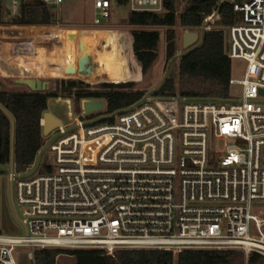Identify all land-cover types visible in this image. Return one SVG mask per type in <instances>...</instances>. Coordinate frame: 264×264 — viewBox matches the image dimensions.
Wrapping results in <instances>:
<instances>
[{"label": "built area", "instance_id": "obj_1", "mask_svg": "<svg viewBox=\"0 0 264 264\" xmlns=\"http://www.w3.org/2000/svg\"><path fill=\"white\" fill-rule=\"evenodd\" d=\"M10 1L14 8L20 2ZM37 1L53 9L65 2ZM125 1L132 11L162 10L161 0ZM228 1L239 21L218 26L214 9L199 28L183 32H223L225 55L244 63L241 77L229 80L239 93L144 94L96 120L90 117L105 111L103 99L101 109L86 113L83 102L97 99H80L76 112L66 98L67 121L55 116L59 124L47 134L42 115L32 163L23 169L8 163L24 233H0V264H17L16 249L24 247L30 260L34 248L101 249L112 256L123 249H238L247 259L264 257V0ZM111 6L92 0L93 26L110 25ZM3 28L0 60L14 65L2 39L15 38ZM32 44L13 55L32 56Z\"/></svg>", "mask_w": 264, "mask_h": 264}, {"label": "trees", "instance_id": "obj_2", "mask_svg": "<svg viewBox=\"0 0 264 264\" xmlns=\"http://www.w3.org/2000/svg\"><path fill=\"white\" fill-rule=\"evenodd\" d=\"M126 3L125 0H117ZM177 11V0H161L162 10H129L126 23L130 26H165V58L171 59L176 51L174 26L199 28L206 15L216 9L220 15L217 25H230L240 20L228 0H184ZM55 9L37 0H20L18 13L11 21L16 25L53 26L57 24ZM119 38L122 37L118 32ZM131 59L138 65L139 76L146 73L157 59L160 32L156 29H133ZM124 61V56H123ZM232 60L223 50V32L212 29L201 32L199 44L180 54L177 79L166 77L154 95L167 97L176 93L197 98H227ZM126 71L119 80L123 82ZM103 88L90 86L81 80L59 79L55 89L46 91H7L0 86V163L14 160L17 169L32 163L42 140L40 119L47 110L49 98H71L79 111L82 98L103 99L104 113L126 108L145 94L134 88L133 82L103 83ZM60 253L73 255L77 264H228L233 250L185 249L177 254L169 250L123 249L114 255L101 249L34 248L32 264H55ZM261 257L251 253L248 263Z\"/></svg>", "mask_w": 264, "mask_h": 264}, {"label": "rangeland", "instance_id": "obj_3", "mask_svg": "<svg viewBox=\"0 0 264 264\" xmlns=\"http://www.w3.org/2000/svg\"><path fill=\"white\" fill-rule=\"evenodd\" d=\"M28 1V0H27ZM111 16H110V25L109 26H93L92 25V0H65V2L57 9L55 12L57 14L58 22L53 26H31V25H16L11 24V21L18 13V7L15 8L11 5L10 0H0V24L4 27V35H22L23 32L26 33L28 30V39H26L24 46L29 50V44H32L33 51L38 54V56H26L23 54L14 53L15 45L18 43L21 45V41L17 36L12 40L11 38L5 37L3 41H9L6 48V58H9L14 65H6L0 60V69H5L0 71V86L7 91H22L29 90L26 86L19 84L16 79L18 78H37L41 80H46L48 83L47 90H53L56 87L57 80L59 79H76L81 80L90 86L97 87L99 89L103 88V83H123V82H133L134 88H141L144 90L145 94H154L155 90L158 89L162 81L168 77L172 76L174 79H177L178 74V61L180 54L185 50H188L197 44H199L201 39V34L199 35L198 40L195 44L187 49H184L182 46V33L183 27L174 26L176 31V51L174 56L167 60L165 58V38L164 32L167 27L165 26H154L160 32V39L158 43V56L154 64L149 68L146 73L142 72V76H139L135 79L136 76H133L136 73L135 63H132L131 60L127 62V59L124 55V61L122 63V69L126 71V77L123 82H114L108 80L106 77L99 76L98 70L100 66L97 65L96 53L99 56L98 52L86 45L81 46L78 43H73L71 47L72 52L67 54L66 52L69 47V39L71 31L85 32V33H94L93 31L97 29H110V31L119 32L122 31L124 34H131V31L134 29L126 23V17L129 12V6L127 3H119L117 0H111ZM186 1L177 0V11H181ZM220 26V25H218ZM46 29L50 32V37H54V40L51 41H35L31 38L32 36L41 35V31ZM26 30V31H25ZM18 31V33L16 32ZM20 31V32H19ZM40 33V35L38 34ZM64 36V37H63ZM67 40V45L65 48L60 47V38ZM18 38V39H17ZM44 38V37H43ZM102 39V40H101ZM99 38L95 48L103 49L102 44L104 43V38ZM21 42V43H20ZM49 43V44H48ZM121 43V42H120ZM123 48V45L120 44ZM8 47L10 50L8 51ZM52 47V48H51ZM77 48V49H76ZM12 49V50H11ZM76 49V51H75ZM41 52V53H39ZM42 52L44 55L43 62H35L37 58H42ZM79 52V53H78ZM40 54V55H39ZM31 55V54H30ZM21 58H20V57ZM17 57V58H16ZM84 57V58H83ZM32 58V59H31ZM83 58V60L81 59ZM26 59V60H25ZM67 60L70 61L72 69L76 72L81 66V60L84 63L86 71H79L75 74L66 75V64ZM22 61V62H21ZM25 61V62H24ZM31 61V62H29ZM99 61V58H98ZM19 62V63H18ZM52 62V66H51ZM22 63V64H21ZM28 63V64H26ZM31 63V64H30ZM17 68H16V66ZM128 65V66H127ZM39 66V67H38ZM83 67V64H82ZM128 68L130 70L129 75H127ZM244 68V63L240 60H232V76L241 77L242 71ZM20 72V75L17 73ZM21 74H24L23 76ZM89 74L92 76V80L88 81L84 79L81 75ZM132 75V77H131ZM139 75V74H138ZM20 76V77H19ZM94 76V77H93ZM128 79V80H127ZM239 93L238 87H230V95L236 96ZM66 98L61 97V101H55L54 98H49L47 101V111L53 113L57 118L66 122ZM75 109V108H74ZM76 111V110H75ZM77 112V111H76ZM105 115L104 112L96 113L91 116V119H99ZM221 143L218 142L217 148H221ZM11 164H1L0 163V233L9 234V235H22L24 233V227L20 222L18 216L16 215V210L13 205V195L11 191V180L10 174L12 171ZM30 251V248H17L15 253V259L17 264H32V261L27 257V253ZM261 256V255H260ZM55 264H77V258L73 255L66 253H60L55 260ZM175 264V263H174ZM228 264H264V257L261 256L256 259L253 263H248V259L245 257L243 251L235 249L233 254L230 257Z\"/></svg>", "mask_w": 264, "mask_h": 264}, {"label": "bare ground", "instance_id": "obj_4", "mask_svg": "<svg viewBox=\"0 0 264 264\" xmlns=\"http://www.w3.org/2000/svg\"><path fill=\"white\" fill-rule=\"evenodd\" d=\"M30 31H32V30H28V31H26V33L23 32L22 35H17V36H23V37H19V38H22L24 40L21 41L22 43L20 42L21 45L17 43V45H16L17 48L15 47L16 51H19V50L23 51V49L25 51H30L27 47L24 46V43H23V42L26 41V39H28L27 35H28V33L30 34ZM93 32L94 33H85V32L71 31L70 32V37L71 38L69 39V47H68V50L66 52V57H67L68 51H69V53L72 52V50H71L72 48L71 47L73 46V43H78L81 46L88 45V46L94 48L99 54V56L97 55V53L95 55L96 56L95 61H96L98 66H99V62H100L98 75L106 77L108 80L116 81V80H119L121 78L122 74H123L122 63H123V56L125 55V58L127 59V62H129L128 61V58H129V60H131L132 63H135L134 65L136 66V70L137 71H136V73L133 76H136L135 79H137L139 77V75H138L139 74L138 65H137V63L134 60L131 59V54H132V36H131V34H124L122 31H119L122 34V37L119 38V34L117 32H115V31L97 29V30H95ZM38 34L40 35L39 32H38ZM41 35L44 38L41 37V36H39V38H36L37 36H32L33 37V38H31L32 41L33 40L35 41V39H36V40H39V41L41 40L42 42L43 41L45 42V41H48V40L51 41V40L55 39L54 37H50V32L47 31L46 29L41 31ZM17 36H15V37H17ZM9 37H11V36H9ZM63 37L60 38V43L59 44H60V47L65 48V46L67 45V40H65ZM99 38L100 39L104 38V40L107 42L105 46H102L103 49H101V50L95 48V45L97 44ZM12 40H14V39H12ZM120 44L123 45V48L120 46ZM22 47H23V49H22ZM76 49H75V51H76ZM39 53H41V52H39ZM18 54L21 55V54H24V53L22 52V53H18ZM31 55L32 56L36 55V57L38 56V54L35 53V52L32 53ZM42 55H43V56H41L42 58H37L35 60V62L42 63L45 54H43V52H42ZM83 58H81V59L83 60ZM98 58H99V61H98ZM82 60H81V63L84 64L82 62ZM29 62H31V61H29ZM26 64H28V63H26ZM82 64H81V66L79 65V67H78L79 69H77L78 71H76V72H78L79 75H80L79 71L81 70L80 67L82 68ZM51 66H52V62H51ZM74 70L71 67L70 61L67 60L66 73L65 74L66 75L75 74L76 72ZM129 74H131V73H130V70L128 68L127 75H129ZM81 76L84 79H87L88 81L92 80V76L89 75V74L81 75ZM131 77H132V75H131ZM60 101H61V98H60Z\"/></svg>", "mask_w": 264, "mask_h": 264}, {"label": "water", "instance_id": "obj_5", "mask_svg": "<svg viewBox=\"0 0 264 264\" xmlns=\"http://www.w3.org/2000/svg\"><path fill=\"white\" fill-rule=\"evenodd\" d=\"M199 38V33L195 30H188L182 33V46L187 49L195 44ZM81 71H86L84 64ZM16 81L19 84L26 86L30 91H46L48 88V83L46 80H41L37 78H18ZM84 111L86 113H92L98 111L102 108L101 100H86L83 102ZM59 124L58 119L50 111H45L43 113V134L49 133Z\"/></svg>", "mask_w": 264, "mask_h": 264}, {"label": "crops", "instance_id": "obj_6", "mask_svg": "<svg viewBox=\"0 0 264 264\" xmlns=\"http://www.w3.org/2000/svg\"><path fill=\"white\" fill-rule=\"evenodd\" d=\"M130 26V25H129ZM130 27H133L134 29H156L154 26H130ZM101 30H105V29H101ZM157 30V29H156ZM26 31V30H25ZM17 36V35H15ZM15 36H11V37H15ZM132 36V35H131ZM133 40V39H132ZM132 51H133V48H132ZM134 53V51H133Z\"/></svg>", "mask_w": 264, "mask_h": 264}]
</instances>
